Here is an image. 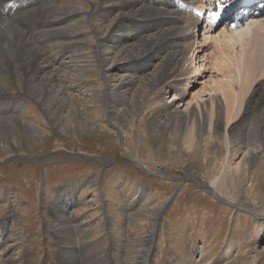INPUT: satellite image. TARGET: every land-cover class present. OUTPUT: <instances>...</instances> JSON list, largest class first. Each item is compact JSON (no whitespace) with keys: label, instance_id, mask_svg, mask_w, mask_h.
I'll list each match as a JSON object with an SVG mask.
<instances>
[{"label":"rangeland","instance_id":"obj_1","mask_svg":"<svg viewBox=\"0 0 264 264\" xmlns=\"http://www.w3.org/2000/svg\"><path fill=\"white\" fill-rule=\"evenodd\" d=\"M83 3L80 7L91 8L90 4ZM246 22L241 28L242 34L223 37V43L235 44L239 49L238 42L246 41L248 29L256 24ZM85 25L77 23L74 31L80 38L85 36L83 41L88 44L84 46L90 48L95 45L96 36L91 32L92 26ZM220 30L222 28L205 33L208 40L204 43L198 29L193 30L197 44H193L196 47L192 46L187 55L193 60L183 64L190 73L181 77L180 85L187 76L194 75L191 71L201 60H208L204 64L209 67L201 79L192 84L187 100H191L209 78H218L221 72V75L226 74L233 68L223 65L221 72L212 68L215 53H220L214 48ZM101 68L91 66L85 71L87 77L76 78L74 83L99 84ZM1 80L9 86L11 98L23 101L27 118L41 125L37 136L28 137L19 131L15 140L8 134L7 147L0 148V219L5 220L14 213L17 222L14 218L11 220L12 229L22 234L27 263L59 264L61 253L55 233L57 226H65L66 229L76 227L75 234L90 235L96 250L101 252L99 255L106 257L113 248L117 255L125 251L128 235L134 234L140 235V251L150 250L147 264H179L181 260L184 264L198 257H202L205 264H264V145L254 147L257 155L247 171L240 168L232 172L226 166L230 152L224 135L239 136L251 122L252 113H247L245 102L232 121L224 120L219 124L217 136L210 138L204 128L198 132L197 142L190 146L184 144L180 133L175 137L167 132L156 133L147 112L140 115V122H136L138 118L128 120L118 115L109 122L98 121L95 130L82 131L78 122L85 116L96 118L97 122L98 112L104 117L107 115L104 95L91 106L79 107L72 130H61L53 122L57 112L47 114L43 108L48 97L42 102L20 97L18 91L23 90L25 79L18 83L10 74H5ZM69 92L76 94L73 90ZM162 98L169 101L172 97L167 93ZM0 112V116H7L13 109L3 108ZM14 112L22 115L20 110ZM231 141L229 163L233 167L244 157L248 147L241 148L243 145L238 144L237 137ZM239 146L240 150L235 151ZM213 177L219 178L213 187L215 195L206 187ZM91 180L96 189L90 186ZM71 189L75 196L72 200L77 204L65 209L70 216L66 224L64 218L57 216L54 205L59 196ZM161 202L165 204L155 235L149 241L150 211Z\"/></svg>","mask_w":264,"mask_h":264},{"label":"bare ground","instance_id":"obj_2","mask_svg":"<svg viewBox=\"0 0 264 264\" xmlns=\"http://www.w3.org/2000/svg\"><path fill=\"white\" fill-rule=\"evenodd\" d=\"M10 2L12 5L4 12V6ZM83 2L90 4L91 8L80 7ZM181 2L187 6L197 4L198 0ZM256 3H261L262 8H258ZM256 3L244 6L252 13L248 21H252L251 25L256 24L248 29L247 40L238 42L239 49L235 44L223 43L222 38L242 34L241 28L245 23L235 29L220 30L217 41L214 40L217 44L214 48H218L220 53L213 49L216 58L212 68L219 72L223 65L232 66L231 72L221 75L220 71L218 78H209L206 86L192 95L191 101L187 97L194 86L192 84L201 79L209 66L204 64L208 60H201L191 71L195 72L194 75L187 76L180 85L181 77L190 73L183 64L193 60L187 55L195 46L193 44H197L193 30L198 20L177 0H0V109L17 104L12 113L0 116V148L7 147L8 134L15 140L19 131L33 137L37 136V128L41 126L27 118L21 99L17 101L10 97L9 86L1 80L5 74H10L18 83L25 79L23 90L18 91L20 97L27 96L41 102L48 97L43 108L47 114L57 112L53 122L61 130H72L79 107L91 106L104 95L107 115L104 117L98 112L97 122L96 118L85 116L78 122L82 131L95 130L98 121L109 122L118 115L128 120L138 118L136 122H140V115L147 112L156 133L167 132L172 137L180 133L184 144L190 146L197 142L196 136L204 128H207L210 138L217 136L219 124L224 120L232 121L245 102L247 113H252L248 128L246 131L243 129L239 136L229 134L226 137L225 134L224 137L229 158L232 155V138H238V144L243 145L241 148L248 147L235 166L231 167L228 158L227 168L230 167L232 172L240 168L247 171L257 155L254 147L264 145V56L260 54L264 53V0ZM92 20H97L98 25ZM80 22L92 26L91 32L95 33L96 42L90 48L84 46L88 44L83 41L85 36L80 38L74 31ZM207 36L201 34L202 43L208 40ZM94 65L102 67L100 83L76 85L74 80L85 79V71ZM70 90L79 97L71 94ZM167 93L172 97L169 101L162 98ZM249 95L250 99L245 101ZM17 110L22 115L14 112ZM238 150L240 146L235 151ZM218 179L213 177L209 185L214 195L213 187ZM90 186L96 189L92 180ZM73 191L71 189L63 197L59 196L54 205L57 216L64 218L62 220L66 224L70 216L65 209L76 203L72 200L75 198ZM164 204L161 202L150 211L149 241L155 235ZM13 216L11 213L5 220H0V264H29L25 259L22 234L12 229ZM75 228H56L55 238L61 253L59 264H147L150 250L140 251V235L129 234L126 250L117 255L114 254L116 248H113L106 257L99 255L101 252L96 250L90 235L75 234ZM198 252L202 254L201 250ZM229 254L227 256L230 257ZM184 264H205V261L198 257Z\"/></svg>","mask_w":264,"mask_h":264},{"label":"water","instance_id":"obj_3","mask_svg":"<svg viewBox=\"0 0 264 264\" xmlns=\"http://www.w3.org/2000/svg\"><path fill=\"white\" fill-rule=\"evenodd\" d=\"M209 188V186H207Z\"/></svg>","mask_w":264,"mask_h":264}]
</instances>
